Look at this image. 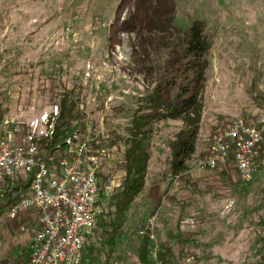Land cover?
Instances as JSON below:
<instances>
[{
	"label": "rangeland",
	"instance_id": "1",
	"mask_svg": "<svg viewBox=\"0 0 264 264\" xmlns=\"http://www.w3.org/2000/svg\"><path fill=\"white\" fill-rule=\"evenodd\" d=\"M195 23L213 42L195 153L174 178L172 144L184 124H156L145 189L119 222L127 128L173 52L169 31L185 37ZM65 97L77 103L85 125L78 136L98 158L103 213L86 260L258 264L264 257V168L250 183L233 166L197 168L220 128L264 121V0H0V134L24 144L31 123ZM28 222L2 214L0 264L28 263L20 230ZM152 223L154 239L141 236Z\"/></svg>",
	"mask_w": 264,
	"mask_h": 264
},
{
	"label": "built area",
	"instance_id": "2",
	"mask_svg": "<svg viewBox=\"0 0 264 264\" xmlns=\"http://www.w3.org/2000/svg\"><path fill=\"white\" fill-rule=\"evenodd\" d=\"M58 116L57 108L50 116L34 120L24 144H12L0 134V194L7 183L26 182L34 175L28 195L4 216L11 221L32 216L20 227L30 239L28 264H91L85 253L103 213L98 158L91 142L75 135L67 141V156L55 168L48 165L41 141L53 138ZM263 142L264 121L227 125L214 135L208 155L197 168L218 171L233 166L239 179L250 183L259 173L257 147ZM153 226L140 235L154 239Z\"/></svg>",
	"mask_w": 264,
	"mask_h": 264
},
{
	"label": "trees",
	"instance_id": "3",
	"mask_svg": "<svg viewBox=\"0 0 264 264\" xmlns=\"http://www.w3.org/2000/svg\"><path fill=\"white\" fill-rule=\"evenodd\" d=\"M169 34V39L173 38L170 40L171 47H174L173 52H170L168 63L158 69L159 79L153 92L137 109L132 123L127 128L128 137L125 144L128 147L124 153L122 168L126 177L117 204L119 222L145 189L151 157L148 141L153 137L156 124L167 121H179L184 124L177 140L172 144L171 173L174 178L185 173L187 163L195 153L213 42L206 34L205 27L198 23L190 27L185 37H177L173 31H169ZM158 47L159 44L154 39V48ZM58 110L53 138L41 141L42 148L47 152L45 161L51 168L67 156V141L75 135L82 136L85 131L83 117L75 101L65 97L60 101ZM257 151L256 163L261 170L264 168V142L257 147ZM33 178L34 175L26 182H9L4 186L0 194V219L8 208L28 195ZM148 248L149 239L146 238L142 245L141 257H147Z\"/></svg>",
	"mask_w": 264,
	"mask_h": 264
},
{
	"label": "crops",
	"instance_id": "4",
	"mask_svg": "<svg viewBox=\"0 0 264 264\" xmlns=\"http://www.w3.org/2000/svg\"><path fill=\"white\" fill-rule=\"evenodd\" d=\"M30 216L31 215H27V216H25V217H23L22 219L25 221L27 218L29 219V222H30V220H31V218H30ZM32 217V216H31ZM174 229V227H172L171 228V231H170V235L172 236V237H176V235H174V232L172 231ZM181 231V230H180ZM26 236V235H25ZM26 238L29 240V242H28V244H27V247H26V249H25V252H26V254H25V256L24 257H26L27 255V259L26 260H28L29 261V256H30V239H29V237H27L26 236ZM242 239H247V238H245V237H242ZM246 243V245H251V243H249L248 241H246L245 242ZM18 249H20V248H18ZM21 252H23V253H25L24 251H21ZM27 261V262H28ZM28 264V263H27ZM258 264H264V257H262L260 260H259V263Z\"/></svg>",
	"mask_w": 264,
	"mask_h": 264
}]
</instances>
